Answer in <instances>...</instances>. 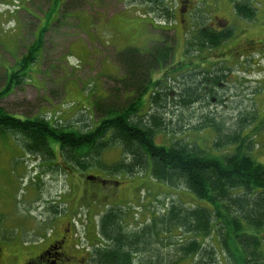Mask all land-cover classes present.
Returning <instances> with one entry per match:
<instances>
[{
	"label": "rangeland",
	"instance_id": "rangeland-1",
	"mask_svg": "<svg viewBox=\"0 0 264 264\" xmlns=\"http://www.w3.org/2000/svg\"><path fill=\"white\" fill-rule=\"evenodd\" d=\"M185 1L161 0L155 5L148 0H0V91L17 76L0 108L21 120L44 118L73 129L95 128L108 117L107 111L118 113L136 100L134 92L120 87L119 81L127 77L117 55L129 48L147 54L161 42L172 49L171 61L152 71L151 78L162 81L164 87H150L141 100V113L148 107L151 112L159 109L172 124L156 134V143L184 139L212 148L215 129L199 127L208 119L222 121L225 130L233 131L239 116L253 106L257 120L264 119V0H190L188 16ZM245 1L255 10L253 21L236 14L235 5ZM161 5L171 18L159 9ZM214 23L224 25V34L232 32V38L217 48H199V32ZM40 38L36 61L23 68L22 60ZM217 64L226 67L221 70L229 67L231 74L221 79L213 94L207 86L201 89L203 104L184 107L173 102V90H179L185 77L192 74L202 79L199 74L205 72L204 67L213 68L212 74ZM171 67H191V72L164 79ZM155 91L160 93L158 105L149 106ZM22 144L18 136L0 132L3 264H20L42 254L71 221L82 247L76 260L85 263L102 247L99 222L102 213L112 207L128 211L124 228L134 232L140 222L160 210V200L167 197L206 206L193 194L152 179L149 170L132 176L114 172V164L124 159L120 146L93 154L96 166L77 170L63 164L58 145H52L54 159L44 161L26 152ZM251 155L264 164V136L257 137ZM102 180L107 183L103 185ZM186 238H158L145 245L146 256L165 257L162 263L166 264L174 262L180 257L176 246ZM211 242L207 238L203 246L211 248ZM65 251L72 255L69 249ZM221 259L222 264L228 262L224 254Z\"/></svg>",
	"mask_w": 264,
	"mask_h": 264
},
{
	"label": "trees",
	"instance_id": "trees-1",
	"mask_svg": "<svg viewBox=\"0 0 264 264\" xmlns=\"http://www.w3.org/2000/svg\"><path fill=\"white\" fill-rule=\"evenodd\" d=\"M148 1L158 5L161 0ZM245 2L235 5L236 14L245 21H253L255 10L250 1ZM161 6L163 9L160 6L159 9L171 18L168 9ZM230 38L232 32L216 35L200 31L196 43L202 49L217 48ZM37 41L29 56L22 60L23 68L36 61L41 38ZM171 56L172 49L161 42L147 54L134 48L119 53L117 61L127 77L119 81L120 87L134 92L136 100L118 113L107 111L108 117L101 119L95 128L73 129L56 122L50 124L44 118L21 120L0 108V132L18 136L26 152L44 161L54 159L52 145H58L68 169L94 167L93 154L120 146L124 159L114 164V172L125 171L132 176L149 170L152 179L168 188L183 189L206 202V206H195L175 197L162 199L160 210L140 222L134 232L124 228L128 211L121 207L107 209L102 213L97 232L102 247L92 252L89 264H166L162 263L165 257L146 256L145 245H152L158 238L176 236L187 238L176 246L180 257L167 264H186L190 258L188 264H222L223 254L228 258L226 264H264V164L251 155L257 137L264 136V119L257 120L254 106L239 116V129L233 131L225 130L222 121L208 119L204 127H199L215 129L212 148L184 139L156 143V134L166 130L171 122L160 115L159 109L151 112L148 107L141 113V100L150 87H164L162 81L153 82L151 73L163 69ZM215 68L216 72L209 74L213 68L204 67L205 72L199 74L202 79L192 74L189 79L185 77L177 86L179 90H173V102L184 107L203 104L199 100L201 89L207 86L213 94L221 79L231 74L229 67L221 70L226 67L217 64ZM179 70L183 71L177 76L191 72L188 67ZM164 76V79L177 77H169L167 73ZM16 77L9 79L7 87L0 91V101L10 93ZM157 92L153 93L149 106L158 105L160 93ZM207 238L212 242L211 248L206 249L203 245Z\"/></svg>",
	"mask_w": 264,
	"mask_h": 264
},
{
	"label": "flooded vegetation",
	"instance_id": "flooded-vegetation-1",
	"mask_svg": "<svg viewBox=\"0 0 264 264\" xmlns=\"http://www.w3.org/2000/svg\"><path fill=\"white\" fill-rule=\"evenodd\" d=\"M185 2L187 3V5H185L186 11H187V9L189 10L190 0H186ZM183 3L184 1L182 2V4ZM188 12L189 11L185 13L186 16L189 15ZM223 22L225 23L224 25L227 24L226 20ZM216 27H219V28L215 29ZM223 27H221V24L214 23L205 29L203 28L202 31L212 32L213 34L220 35V34L225 33V30ZM170 69L173 72L172 71H170V73L167 72V75H169V77H171L172 75H177L179 72L186 70V69L179 70L180 68L176 69L175 67H171ZM188 69H191V68L189 67ZM92 180L99 181L98 178H92ZM101 183L104 185V183H107V180H102ZM77 239H78L77 234L75 233V223L71 221L68 223L65 233L62 234L59 238L54 239L53 242L47 247V249L42 254L34 256L33 258H30V259H26L24 262L20 264H72L75 262L78 264H89L91 260V254H90V260L88 259L87 261H84L85 263H83V261L76 260L77 257L75 255L80 253V251L82 250V247H80L77 244V241H78ZM65 248L69 249L70 253L72 254L71 256L68 255V253L65 251ZM0 264H3L2 251H0Z\"/></svg>",
	"mask_w": 264,
	"mask_h": 264
}]
</instances>
